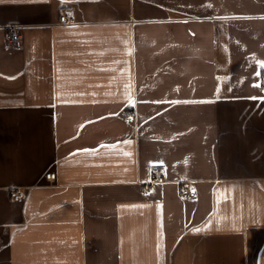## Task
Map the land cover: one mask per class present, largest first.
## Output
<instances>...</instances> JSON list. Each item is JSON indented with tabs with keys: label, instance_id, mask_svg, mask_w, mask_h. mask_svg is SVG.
<instances>
[{
	"label": "crops",
	"instance_id": "1",
	"mask_svg": "<svg viewBox=\"0 0 264 264\" xmlns=\"http://www.w3.org/2000/svg\"><path fill=\"white\" fill-rule=\"evenodd\" d=\"M261 62L264 0H0V264H264Z\"/></svg>",
	"mask_w": 264,
	"mask_h": 264
},
{
	"label": "built area",
	"instance_id": "2",
	"mask_svg": "<svg viewBox=\"0 0 264 264\" xmlns=\"http://www.w3.org/2000/svg\"><path fill=\"white\" fill-rule=\"evenodd\" d=\"M71 19L69 15L67 14H62L60 16V22L62 23H71ZM6 42L10 45H14L16 47H20L22 44V28L20 25H12L8 26L6 28ZM136 112L133 108L126 109L124 112V119L126 122H133L135 120ZM46 178L48 179H54L55 178V173L54 172H48L46 173ZM160 177H162V172L159 171L157 168L153 171V177L152 179L147 182L144 191L149 193L152 190V182L157 181ZM194 186H186L183 188L182 193L184 196L187 198L193 200L196 198V189ZM12 197L14 199H19L22 198L24 195V192L21 189H15L11 193Z\"/></svg>",
	"mask_w": 264,
	"mask_h": 264
},
{
	"label": "snow or ice",
	"instance_id": "3",
	"mask_svg": "<svg viewBox=\"0 0 264 264\" xmlns=\"http://www.w3.org/2000/svg\"><path fill=\"white\" fill-rule=\"evenodd\" d=\"M64 2H66V0H61V3H64ZM208 7H211V5L209 4V5H207ZM68 15L69 16H71L72 15V13L71 12H69L68 13ZM72 27H76L75 25H72ZM132 51H133V49L132 48H128L127 49V54L128 55H131L132 54ZM99 55H104V53L103 52H101V53H99ZM252 59L253 60H255L256 58H255V56L253 55V57H252ZM115 63H120L119 61H116ZM261 67H264V62H261ZM101 71H108L109 69H100ZM125 72H127L128 73V75H129V77H130V71L128 70V69H121V74L123 75ZM256 75L257 76H259V73H256ZM10 79H14L15 77H9ZM219 79V78H218ZM260 85L259 84H255L254 85V87H259ZM125 88L126 89H128V88H130V85L129 84H126L125 85ZM178 90V89H177ZM78 94H80V95H82L83 93H78ZM94 94V93H93ZM253 99H255V97H253ZM262 99H264V98H262ZM129 102L130 103H134V101L131 99V96H130V94H129ZM162 101H154V103H161ZM185 102H187V101H185ZM205 102H211V101H205ZM171 103H180V101H172ZM54 106V105H53ZM125 143H130V141H125ZM82 151H88L87 149H85V150H82ZM125 155H130V153H125ZM193 191H195V189H193ZM227 191V190H226ZM146 195H147V193H146ZM226 200L228 199V196L227 195H225V197H224ZM127 207H132V208H136V207H147L146 205H130V206H127ZM158 207H161V206H159L158 205ZM222 220H226V219H228L227 217H222L221 218ZM210 223L211 222H209V224L208 225H205V227L203 228V229H201V228H196V229H194V231L195 232H202V231H206L207 229H208V227L210 226ZM233 230H235V231H239V229L238 228H236V226H235V224H233Z\"/></svg>",
	"mask_w": 264,
	"mask_h": 264
}]
</instances>
